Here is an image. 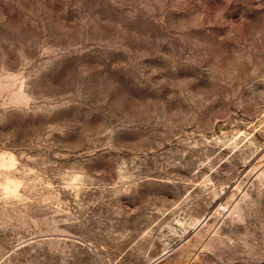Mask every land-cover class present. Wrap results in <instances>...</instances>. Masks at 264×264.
Returning a JSON list of instances; mask_svg holds the SVG:
<instances>
[{
  "label": "rangeland",
  "instance_id": "rangeland-1",
  "mask_svg": "<svg viewBox=\"0 0 264 264\" xmlns=\"http://www.w3.org/2000/svg\"><path fill=\"white\" fill-rule=\"evenodd\" d=\"M0 264H264V0H0Z\"/></svg>",
  "mask_w": 264,
  "mask_h": 264
}]
</instances>
